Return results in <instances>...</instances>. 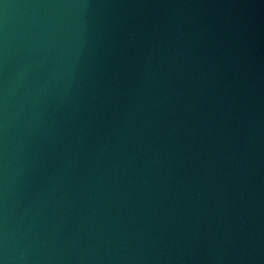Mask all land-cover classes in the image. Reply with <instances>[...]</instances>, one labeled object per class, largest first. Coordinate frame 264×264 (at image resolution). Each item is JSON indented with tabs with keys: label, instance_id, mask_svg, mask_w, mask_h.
<instances>
[{
	"label": "water",
	"instance_id": "obj_1",
	"mask_svg": "<svg viewBox=\"0 0 264 264\" xmlns=\"http://www.w3.org/2000/svg\"><path fill=\"white\" fill-rule=\"evenodd\" d=\"M0 264H264V0H0Z\"/></svg>",
	"mask_w": 264,
	"mask_h": 264
}]
</instances>
